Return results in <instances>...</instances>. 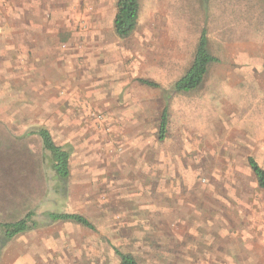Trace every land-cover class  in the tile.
I'll return each instance as SVG.
<instances>
[{"label": "rangeland", "instance_id": "1", "mask_svg": "<svg viewBox=\"0 0 264 264\" xmlns=\"http://www.w3.org/2000/svg\"><path fill=\"white\" fill-rule=\"evenodd\" d=\"M140 3L136 30L120 38L117 0H0V222L33 211L40 224L8 242L0 264H120L116 248L139 264H264V190L247 164L264 167V0ZM204 27L220 62L170 99L161 176L144 180L128 141L153 140L155 128L158 139L165 92ZM46 122L72 147L67 182L34 133ZM153 200L161 212L143 208ZM47 211L96 228L50 223Z\"/></svg>", "mask_w": 264, "mask_h": 264}, {"label": "trees", "instance_id": "2", "mask_svg": "<svg viewBox=\"0 0 264 264\" xmlns=\"http://www.w3.org/2000/svg\"><path fill=\"white\" fill-rule=\"evenodd\" d=\"M204 2L208 6L209 0H204ZM140 11V0H117V13L114 19V30L120 38H128L136 30ZM218 62H220L219 57L210 51L208 29L204 27L201 31L191 66L181 77L173 82L171 89L165 92V105L160 114L158 129V139L160 141L164 140L168 134V125L171 115L169 102L172 96L176 93L187 94L199 89L203 85L210 67ZM142 82L148 86L156 88L160 87L158 82L149 79H143ZM34 133L41 137L45 149L51 153L52 168L57 177L61 181L67 182L70 177L72 147L69 145L57 144L50 130L45 127L37 129ZM247 164L253 173L256 188L264 190V167L254 156H249L247 158ZM45 215L50 223L74 222L93 230L96 228L89 218L80 213L47 211ZM34 216L35 213L30 211L19 219L0 222V260L4 246L8 242L27 231L40 226L39 222L34 219ZM115 252L120 259V264H139L138 260L132 253L124 252L117 248L115 249Z\"/></svg>", "mask_w": 264, "mask_h": 264}, {"label": "crops", "instance_id": "3", "mask_svg": "<svg viewBox=\"0 0 264 264\" xmlns=\"http://www.w3.org/2000/svg\"><path fill=\"white\" fill-rule=\"evenodd\" d=\"M56 35L57 33L54 31H49V36L51 38V41L49 43V45L51 46V48L54 45L55 41H58V39L56 40ZM52 51V50H51ZM49 61H52L54 63H56V60L53 61L52 60V55L49 57ZM60 62H57V67L61 68L60 66ZM50 82V81H49ZM52 84H49V86L51 85H59L60 83L57 81H52L50 82ZM50 86V88H51ZM50 100L55 99L59 96V94H49ZM45 113H47L48 116H54L57 117L56 119V125L60 126V127H64V126H68L69 125V120H67L65 118V113L64 110L62 108H56L54 107V105H49V108L45 110ZM42 122H45L44 120ZM45 128H47L48 130H50V132L52 133V127L50 126L49 122H46ZM70 126V125H69ZM156 129V128H155ZM154 129L153 132V140H150L149 138H147L144 133L142 132H138L137 134V138H133L131 141L129 140V147L130 148H135L132 152L129 153V156L138 159V170H142L143 174H144V180H147L149 178H153L155 179L156 176L158 178H160L161 176V170H162V159H163V152L161 149V141L159 139H156V131ZM145 131V129H144ZM168 156V154H167ZM148 188V186H147ZM160 190V188H159ZM156 191V190H155ZM153 191V193L155 192ZM150 194V195H153ZM146 208L145 210H152L153 212H155L156 210H158L159 212H161L162 210V206L160 203L152 202V204H144L143 208ZM189 210H191V208H188Z\"/></svg>", "mask_w": 264, "mask_h": 264}]
</instances>
